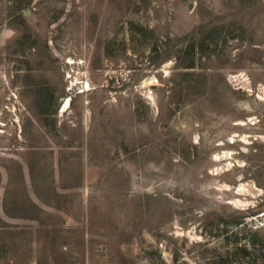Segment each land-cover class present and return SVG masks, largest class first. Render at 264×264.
I'll list each match as a JSON object with an SVG mask.
<instances>
[{
    "label": "rangeland",
    "instance_id": "rangeland-1",
    "mask_svg": "<svg viewBox=\"0 0 264 264\" xmlns=\"http://www.w3.org/2000/svg\"><path fill=\"white\" fill-rule=\"evenodd\" d=\"M6 192L0 264H264V0H0Z\"/></svg>",
    "mask_w": 264,
    "mask_h": 264
},
{
    "label": "crops",
    "instance_id": "crops-1",
    "mask_svg": "<svg viewBox=\"0 0 264 264\" xmlns=\"http://www.w3.org/2000/svg\"><path fill=\"white\" fill-rule=\"evenodd\" d=\"M10 195L9 193H5L3 196V201L1 202V211H0V227H3L8 224L7 218H16V217H27L28 219H34L39 222L38 219H40L39 216H27L24 215L23 209L26 205H21L18 201L19 199H16L12 202H10ZM14 199V198H13ZM36 206V205H35ZM42 206H37V210H42Z\"/></svg>",
    "mask_w": 264,
    "mask_h": 264
},
{
    "label": "trees",
    "instance_id": "trees-1",
    "mask_svg": "<svg viewBox=\"0 0 264 264\" xmlns=\"http://www.w3.org/2000/svg\"><path fill=\"white\" fill-rule=\"evenodd\" d=\"M146 30V28L140 27L139 28V32H144ZM40 221V219H38Z\"/></svg>",
    "mask_w": 264,
    "mask_h": 264
},
{
    "label": "water",
    "instance_id": "water-1",
    "mask_svg": "<svg viewBox=\"0 0 264 264\" xmlns=\"http://www.w3.org/2000/svg\"><path fill=\"white\" fill-rule=\"evenodd\" d=\"M26 12H28V11H26Z\"/></svg>",
    "mask_w": 264,
    "mask_h": 264
}]
</instances>
